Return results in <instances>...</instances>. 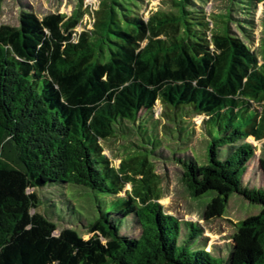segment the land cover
<instances>
[{
	"label": "trees",
	"instance_id": "obj_1",
	"mask_svg": "<svg viewBox=\"0 0 264 264\" xmlns=\"http://www.w3.org/2000/svg\"><path fill=\"white\" fill-rule=\"evenodd\" d=\"M83 5L42 18L21 8L17 26L0 24V264H226L193 247L198 223L161 204L152 160L161 148L183 165L191 197L213 193L206 220L223 215L232 193L261 206L240 224L259 234L240 264H264V158L251 166L248 141L264 139V9L258 56L231 32V13L192 0H166L147 18L137 0H99L77 31ZM115 139L119 166L104 153ZM198 142L205 162L179 156ZM58 184L89 192L88 239L74 228L56 234L32 212L43 201L29 190ZM125 219L137 236L122 232Z\"/></svg>",
	"mask_w": 264,
	"mask_h": 264
},
{
	"label": "rangeland",
	"instance_id": "obj_2",
	"mask_svg": "<svg viewBox=\"0 0 264 264\" xmlns=\"http://www.w3.org/2000/svg\"><path fill=\"white\" fill-rule=\"evenodd\" d=\"M81 0H5L3 11L0 17V24L17 26L19 24V15L21 8L31 10L39 18L51 12H60L71 14L77 2ZM141 3V13L147 18L150 12L159 7H163L166 0H137ZM196 7L204 8L209 13H223L232 15L230 23L231 32L241 37L249 46L258 53L259 44L262 38L261 19L263 17L264 4H252L248 2H239L238 0H192ZM83 6L87 9L86 14L77 27V31L90 26V15L92 10L98 6L99 0H82ZM238 23L247 26V32L242 30ZM250 35V39L246 38ZM261 60V57H260ZM261 62V61H260ZM161 110L158 105L155 116ZM254 113V110H252ZM204 115L194 116L193 121L197 130L201 125ZM233 120L246 129L245 121L241 122L236 117ZM256 146L255 158L251 166H256L260 158H264V139L255 141L253 138L248 139ZM122 140H112L107 146L104 153L111 158L115 166H119L123 155ZM206 142H198L190 150L181 153L180 157L192 156L200 163L206 160ZM226 152L225 148H221ZM152 160L155 164V173L158 176L161 190V204L164 205L166 212L181 221L198 223L201 230V237L193 243V247L205 249L215 256L223 257L226 264H240L248 256L249 251L253 248L258 238V232L251 227L240 226L241 222L250 216L257 215L261 206L249 203L237 193H232L228 205L222 216L206 220L204 214L213 193L204 195L199 198L191 197L183 183V165L177 161L176 157L171 155L167 150L161 148L158 150ZM251 180L256 184L260 183L261 174L259 171L254 173ZM131 188L130 184L126 189ZM30 192H36L42 199L43 203L32 212H39L46 215L57 224L56 234L64 228H74L79 234L88 239L90 233L87 231V223L94 215L92 201L89 192L77 185L58 184L45 187L43 189H30ZM121 193V195H123ZM104 201V199H102ZM122 232L128 235L137 236L139 230L130 219L123 221Z\"/></svg>",
	"mask_w": 264,
	"mask_h": 264
}]
</instances>
